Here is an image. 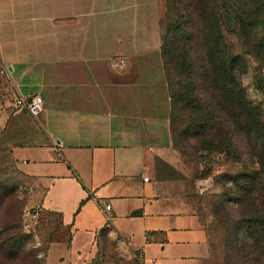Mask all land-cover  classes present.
<instances>
[{
    "label": "crops",
    "instance_id": "crops-1",
    "mask_svg": "<svg viewBox=\"0 0 264 264\" xmlns=\"http://www.w3.org/2000/svg\"><path fill=\"white\" fill-rule=\"evenodd\" d=\"M159 19V0H0L5 80L13 96L42 100L39 142L12 154L43 186L45 216L68 232V259L104 226L140 264H208L183 185L158 176L157 161L178 163ZM79 238L86 247H73Z\"/></svg>",
    "mask_w": 264,
    "mask_h": 264
},
{
    "label": "rangeland",
    "instance_id": "rangeland-1",
    "mask_svg": "<svg viewBox=\"0 0 264 264\" xmlns=\"http://www.w3.org/2000/svg\"><path fill=\"white\" fill-rule=\"evenodd\" d=\"M159 1L162 34L167 23V4L165 0ZM181 1L194 19L190 43L184 45L188 44L189 53H196L199 60L208 58L206 79L225 90L223 96L216 89L209 90L214 93L225 121L224 116L219 119L223 122L222 131L213 128L201 133V120L194 109L176 102V109L170 112L166 82H174L175 71L169 70L167 75L162 69L163 92L168 98L165 115L172 118L171 143L178 153V163L174 170L157 161L158 176L175 178L183 185L206 233L208 264H224L226 259L233 264H264V0ZM171 32L176 31L170 29L168 35ZM201 35L209 36L205 47ZM175 45L179 49L174 52L179 65L181 59L187 58L180 49L186 48L179 42ZM175 45L169 44L168 50L175 49ZM232 56L237 57L235 62L231 61ZM14 99L0 67V227L17 224L23 236V240L8 239L0 245V264H140L135 255L119 250L116 237L102 233L97 236L96 245L92 241L77 258L68 259V232L59 226L55 216H45L39 206L43 186L21 170L12 154L15 145L32 143L39 133L33 116L14 106ZM224 137H230L231 145L217 146ZM203 141H211L216 150L204 149L200 146ZM244 172L253 173L254 177H240L238 188L229 178ZM242 183L252 190L247 193ZM218 197L229 199L226 205L231 221L246 214L253 218L250 231L260 236L261 242L253 243L244 231L241 239H246V243L242 251L223 250L222 223H213L209 215L210 203ZM32 213L36 214L34 218ZM231 240L229 237V248ZM77 246L86 247L84 239L73 243V247Z\"/></svg>",
    "mask_w": 264,
    "mask_h": 264
},
{
    "label": "trees",
    "instance_id": "trees-1",
    "mask_svg": "<svg viewBox=\"0 0 264 264\" xmlns=\"http://www.w3.org/2000/svg\"><path fill=\"white\" fill-rule=\"evenodd\" d=\"M167 4V8L165 9V18L164 23L166 27H163V32L161 34V47H160V56H161V64L162 69L165 74L168 75L169 70L175 71V80L174 82H166L170 101V112L176 109V102L182 103L184 108H192L196 112H198V116L201 120V123H198V128L201 133L204 131H209L211 129L222 131V124L220 122V118H223L225 121V115L222 112L221 108L218 107V102L215 99L214 93L209 92L210 89L217 90L220 96H223L224 88L213 86L210 78L206 79L208 73V58H204L202 61L197 58L196 53L190 54L189 51L191 47L184 45V42L190 43L191 33L190 26L193 25L194 19L193 15L189 13V11L184 7L185 3L181 0H165ZM180 4V6H179ZM172 10V12H171ZM183 11L184 14L180 12ZM198 16V15H197ZM200 16V15H199ZM199 18V17H198ZM162 24V23H161ZM170 29L175 30L176 32L168 35ZM162 30V29H161ZM208 37H204L201 35L202 45L205 47V41L208 43ZM169 40V42H168ZM175 42H179L186 49H180L182 53H184V57L180 60L179 65L174 56V52L179 51L178 47L175 45ZM166 43L175 45V49H169L168 45L166 47ZM237 59L236 56L231 57V61L235 62ZM232 66V65H231ZM219 75H221V71H219ZM235 81H232L234 83ZM213 87V88H212ZM24 110V109H23ZM28 115H30L26 110H24ZM31 116V115H30ZM169 121V131L172 133V118L168 119ZM200 124V125H199ZM170 133V134H171ZM39 133L35 140L32 143L27 144H17L15 148H22L26 146H31L39 142ZM172 141L174 137H172ZM204 142V141H203ZM224 145L225 147L231 145L230 137H224V139L218 142L217 146ZM204 149H209L211 151L216 150V148L212 147L211 141H205L201 144ZM219 151H224L223 149H218ZM253 173H241L233 178H229L230 181H234L239 188L240 183H238V179L242 177L243 179L252 178ZM223 179L226 176H222ZM247 193L252 190V187H246L247 185L242 183ZM239 200V199H236ZM229 201L227 198L218 197L217 200H214L212 204L210 203L209 207V215L211 216V220L213 223H222L223 230L225 232V241L223 244V250L226 252L227 250H234L236 253L242 251L244 244L246 243V239L242 241V232L245 231L247 239H251L253 243L261 242L262 238L258 235H253L250 231V223L253 219L252 217L246 216L241 217L239 220L231 221L228 217V213L230 212L226 203ZM219 217L217 218V216ZM231 224L232 226H230ZM233 227V230H232ZM231 229V232L229 231ZM106 227L99 228L94 236L93 241L96 245L97 236L99 234H106ZM232 238L231 247L229 248L228 238ZM23 240V236L19 232L18 225L14 223L4 224V226L0 227V245H2L6 240L13 239L18 241L19 239ZM245 241V242H244ZM69 243V238H68ZM68 245V244H67ZM242 256V253H240ZM224 264H233L230 260L226 259L223 262Z\"/></svg>",
    "mask_w": 264,
    "mask_h": 264
},
{
    "label": "built area",
    "instance_id": "built-area-1",
    "mask_svg": "<svg viewBox=\"0 0 264 264\" xmlns=\"http://www.w3.org/2000/svg\"><path fill=\"white\" fill-rule=\"evenodd\" d=\"M14 106L26 110L31 116L37 115L42 110V100L39 95L33 94L29 96H16L14 99ZM146 181L147 177H143ZM105 209L109 205L104 206ZM36 214L32 213L31 217L34 218Z\"/></svg>",
    "mask_w": 264,
    "mask_h": 264
}]
</instances>
